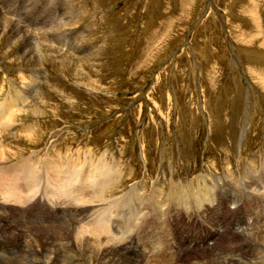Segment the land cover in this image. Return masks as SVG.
Segmentation results:
<instances>
[{
	"label": "rangeland",
	"instance_id": "1",
	"mask_svg": "<svg viewBox=\"0 0 264 264\" xmlns=\"http://www.w3.org/2000/svg\"><path fill=\"white\" fill-rule=\"evenodd\" d=\"M0 6L8 26L0 30V100L22 96L24 107L40 96L48 101L40 117L20 114L15 130L36 119L39 130L2 142L20 152L3 164L34 161L29 185L40 189V172L60 161L58 153L77 155L63 162L82 170L88 157L104 160L121 177L112 196L132 187L124 202L144 199L123 241L100 244L88 229L80 233L85 225L69 228L84 207L66 205L71 216L23 186L18 203L0 201V264H117L115 252L155 264H219L211 257L229 248L254 252L264 264V241L259 246L241 235L264 231V0H0ZM13 23L32 34L36 58L20 54ZM202 189L209 200L196 202ZM176 193L184 197L173 200ZM180 210L182 219L187 211L204 217V240L216 237L218 222L226 235L210 248V240L195 249L167 240L168 217L174 232L187 234ZM113 211L123 213V206Z\"/></svg>",
	"mask_w": 264,
	"mask_h": 264
},
{
	"label": "bare ground",
	"instance_id": "2",
	"mask_svg": "<svg viewBox=\"0 0 264 264\" xmlns=\"http://www.w3.org/2000/svg\"><path fill=\"white\" fill-rule=\"evenodd\" d=\"M35 4H37V3H35ZM68 7H70V6H68ZM0 8H1V6H0ZM78 13H80V11ZM77 16H79V15H77ZM1 19H4V18H1ZM35 20H36V18H35ZM11 23H12V21H11ZM51 26H52V24H51ZM5 27H8L7 24L4 23L3 20H0V30L1 29L4 30ZM59 27H61V26H59ZM62 27H64V26H62ZM9 28H10V31L12 32L14 37L15 36L16 37H21L20 39H21L22 47H21V50H20V52H21L20 54L24 55V56H28V57H32V58L35 57L36 58L39 55V49L35 45V39L32 37V34H29V32H27V29L25 27L21 26L19 23H13V24H11L9 26ZM40 28H42V27H40ZM20 35H22V36H20ZM58 46H60V45H58ZM94 49H95V47H94ZM85 51H86V49H85ZM90 51H89V53H90ZM72 53H73V51H72ZM85 54L86 53L83 52L81 54V56H84ZM66 57L68 58V61H74L75 60V57H73V55L69 54ZM63 59H65V58H63ZM59 63H60V61H59ZM82 65L83 66L84 65H88V62H86V61L82 62ZM82 65L80 64V67L78 65V68H80V70L75 71V75H77L78 77H80L79 73H81L82 70H83L82 69V67H83ZM80 82L82 84L86 83V81L84 82L81 79H80ZM16 90L18 91V89H16ZM26 92H28V91H26ZM14 95H15V93H14ZM34 97H32V98H34ZM6 99L7 98H4L3 100H0V201H2L3 203H9V202L18 203L20 201V198H22L21 191H22L23 186H24L25 188L28 189V192H32V191L35 190L38 194H41L40 195L41 199L44 200L45 202L49 203L51 205V208L59 209V210H62V211H67V212H64L66 214H72L70 209H64V207L66 205H69V204L70 205H81V208L84 207V211L80 212L78 214L77 219H76L77 223L75 222V224L69 225L70 230H71V228L74 230V229H76L78 227H81V225H85L84 226L85 229L83 228V229L80 230L78 228V230L80 231V233H82L83 231H85V230L87 231V229H88L90 231L89 233L92 234L91 235L92 239L90 238L91 241L93 240L95 242H100V244H101V242L107 243L109 241H113L114 244L121 243V241H123V239H124L123 236L129 233L130 227H132L134 225L135 221L138 219L137 217L140 215V212H141L139 210V208H140L141 204L144 203V199L137 197L135 200H133L134 201L133 204L130 202L132 205L126 204L124 201L128 197V194L131 192V188L132 187H130L122 195L112 196L117 191L115 189L120 187V184H117V182L119 181V178H121V177L114 170L115 168H112L108 164L104 163L103 162L104 160L101 161V163H99V162H95L91 157L90 158L88 157V159H91V160H89L90 163L88 162L89 164H87V166H86L87 168L82 170L80 168V166H78V165H70L69 166L67 164L71 160H74V158L76 160V156L77 155H73V156L69 157L68 159H65L64 156H63L64 158L62 157L61 153L57 154V157L60 159V161L49 163L48 165H46L45 167L42 168L39 177H42L43 187L40 188V189H36V188L30 187L29 184L32 182V179L36 177V173H37L36 163L34 161H28V162L26 161V162H22V163L18 162V164H16V165L3 164L6 159H10V160L12 159L13 160V159H16V158L20 157V156L14 157L20 152L19 151H10L9 147L3 145L2 142H4V141L7 142L12 137L20 136L19 133H24L25 135L22 134L23 136H27L28 134L33 133V132L37 133L39 129H37L36 126H35L36 122L38 121L36 118H35L36 119L35 121H32V122L28 123L27 125L26 124L25 125L24 124L23 125H19L20 126L19 130H17V129L15 130L13 128V126H14V124L19 122V119H20L19 116H20L21 113L29 114V115L34 116V117H40L42 114H44L46 112V104L48 103V101L45 99V97L43 98V97L40 96L39 99H37L39 102L34 103V106L32 105L33 107H31V105H28L27 102H26V104L28 106L24 107L23 101H22V96H18L15 100H6ZM50 108H52V107H50ZM40 134H41V132L39 133V135ZM32 152H35V151H32ZM32 152H30V153H32ZM224 153H226V152H224ZM12 157H14V158H12ZM80 157H78V158H80ZM66 158H67V155H66ZM63 159H64V161L67 162L66 163L67 165L63 162ZM82 159H84V158H82ZM97 160L98 159H96V161ZM79 162H81V161H79ZM255 162H256V160H255ZM79 165H80V163H79ZM20 183H22V186H20L21 185ZM110 185L111 186L114 185V186H112L111 188L108 189V187ZM175 186H177V185H175ZM246 187H248V186L246 185ZM232 191H230V192H232ZM239 191H240V189H239ZM195 194H196V196H195L194 199H195L196 202H201L203 200L204 201H208L209 200V190L208 189H202L201 191L196 192ZM156 195H158V194H156ZM5 196L7 198H5ZM34 196H35V194H34ZM183 197L184 196L181 193L180 194L178 193L177 196L173 197L172 199L173 200H178V199L181 200ZM153 201H155V200H153ZM193 203H194V201H193ZM120 205L123 206V213H121L120 211L116 213V216L118 217L120 222L117 221L118 225L117 224L114 225V224H112V222H113L112 220H114V218L116 219L117 217L113 216L114 214L112 215V211L115 210ZM160 205L161 204H155V207H156V210H157L158 213L159 212L161 213ZM113 212H115V211H113ZM71 216H73V214ZM110 218H111V220H110ZM73 220H74V217H73ZM63 224H65V223H63ZM250 228H252V227H250ZM79 234L74 232V233H72V236L77 237V235H79ZM87 234H88V232H87ZM241 235L243 237H247L248 236L252 242H254L255 244H257L259 246H261L262 242L264 241V231L260 227L258 229H255V230L253 228V230H251V231L243 232ZM89 237H90V235H89ZM86 240H89V239L87 238ZM62 241H64V239ZM91 241H89V243ZM79 242H80V244L82 243V241H79ZM111 244L112 243H110V245ZM43 245H42V247H43ZM90 246H93L92 243H91ZM126 247H128V246H126ZM236 247H238V246H236ZM53 248H56V247H53ZM226 248H227V246H226ZM87 249H89V248H87ZM115 249H116V247H115ZM234 250H236V249L229 248V249H227L226 251H223V252H221V250H219L220 252H217L214 256L211 257V259L213 261L219 263V264H257L258 263L257 262L258 261L257 258H255L254 252L252 253V254H254V256H253L251 253H250L251 255H247V254H243V253L242 254H235ZM41 251H43V250H41ZM249 251H251V250H249ZM54 253H55V251H54ZM84 254L87 255V253H84ZM41 255H43V252H42ZM115 255H116L115 259L118 260L117 264H155L153 262L148 261L149 259L148 260H136V259H132L131 257H130L131 259H129L122 252H115ZM53 257L56 259L55 256H53ZM35 258H37V257H35ZM54 258H53V260H55ZM110 259H111V257H110ZM254 259H256L257 261L254 260ZM60 262H61V260H60ZM165 262H167V261H165ZM169 263H170V261H169ZM191 264H200V262L193 261Z\"/></svg>",
	"mask_w": 264,
	"mask_h": 264
}]
</instances>
